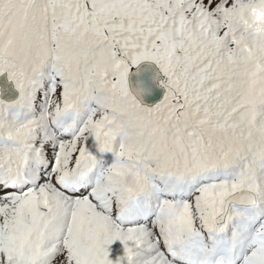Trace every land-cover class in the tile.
I'll return each mask as SVG.
<instances>
[{"label": "snow or ice", "instance_id": "obj_1", "mask_svg": "<svg viewBox=\"0 0 264 264\" xmlns=\"http://www.w3.org/2000/svg\"><path fill=\"white\" fill-rule=\"evenodd\" d=\"M0 264H264V0H0Z\"/></svg>", "mask_w": 264, "mask_h": 264}, {"label": "water", "instance_id": "obj_2", "mask_svg": "<svg viewBox=\"0 0 264 264\" xmlns=\"http://www.w3.org/2000/svg\"><path fill=\"white\" fill-rule=\"evenodd\" d=\"M133 73H135V69L133 70ZM138 79H139V77L137 75H135V74H133L130 77V80H131V83H132L133 86H135V84L137 83ZM162 94H163V90L162 89H158V90H156L155 95L147 98L145 102L146 103H154V102L158 101L159 98L162 97Z\"/></svg>", "mask_w": 264, "mask_h": 264}, {"label": "clouds", "instance_id": "obj_3", "mask_svg": "<svg viewBox=\"0 0 264 264\" xmlns=\"http://www.w3.org/2000/svg\"><path fill=\"white\" fill-rule=\"evenodd\" d=\"M125 178L130 185L137 186V177L131 170L126 171Z\"/></svg>", "mask_w": 264, "mask_h": 264}]
</instances>
